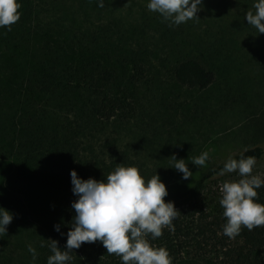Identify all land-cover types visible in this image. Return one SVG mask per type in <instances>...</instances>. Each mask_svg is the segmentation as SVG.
Returning a JSON list of instances; mask_svg holds the SVG:
<instances>
[{
    "label": "trees",
    "instance_id": "trees-1",
    "mask_svg": "<svg viewBox=\"0 0 264 264\" xmlns=\"http://www.w3.org/2000/svg\"><path fill=\"white\" fill-rule=\"evenodd\" d=\"M230 1L239 14L236 19L228 11L222 15L242 27L237 18L251 0ZM18 3L19 20L10 30L0 27V207L13 214L7 231L0 233V264H32L29 243L37 251L35 264H46L48 239L63 250L75 214L71 170L82 179L102 180L122 163L136 166L145 181L149 178L142 140L122 142L108 128L141 127L154 108L145 85L153 71L168 68L179 85L200 92L215 83L218 72L197 56L183 54L171 64L155 54L147 61L128 51L122 35L106 28L103 13L114 0H104L103 8L97 0ZM162 27L163 39L170 28L168 22ZM242 153L263 160L264 141L232 157ZM224 162L174 191L168 200L180 213L174 231L164 228L155 240L148 237L152 245L168 250L172 264L187 258L204 264H264V226L242 227L234 239L223 235L226 218L218 181L232 174L218 175ZM257 193L264 204V187ZM69 255L68 264H121L99 241L83 243Z\"/></svg>",
    "mask_w": 264,
    "mask_h": 264
},
{
    "label": "rangeland",
    "instance_id": "rangeland-1",
    "mask_svg": "<svg viewBox=\"0 0 264 264\" xmlns=\"http://www.w3.org/2000/svg\"><path fill=\"white\" fill-rule=\"evenodd\" d=\"M230 2L203 0L198 18L169 27L170 33L163 39L160 35L166 22L147 9L148 0H114L112 9L103 13L106 28L121 34L128 51L140 59L149 61L155 54L173 64L177 57L187 54L209 62L218 72L215 83L200 92L179 85L168 68L155 69L145 84L154 108L141 127L128 123L108 128V133L122 142L142 140L140 152L148 158V176L158 173L165 183V201L182 184L193 185L206 168L249 144L264 141V34L247 24L245 14L237 18L242 27L226 20L222 11L235 14L234 18L239 14L235 5H228ZM254 2L250 1L248 10L254 11ZM206 150L211 157L206 166L193 165L191 158ZM172 155L184 159L192 172L187 182L170 168ZM253 174L264 177V159L257 161ZM236 179V173L227 174L218 185ZM178 264L204 263L187 258Z\"/></svg>",
    "mask_w": 264,
    "mask_h": 264
},
{
    "label": "clouds",
    "instance_id": "clouds-1",
    "mask_svg": "<svg viewBox=\"0 0 264 264\" xmlns=\"http://www.w3.org/2000/svg\"><path fill=\"white\" fill-rule=\"evenodd\" d=\"M202 4L203 0H148L147 9L158 13L162 22L172 27L198 18ZM97 6L103 8L104 0H97ZM19 7L18 0H0V27L10 30L19 20ZM252 9L245 13L244 19L259 34H264V0H255ZM210 158V151H202L191 158V163L204 167ZM170 159L173 162L170 168L181 173L183 180L192 176L184 159L176 155ZM256 164L255 156L243 153L239 158L229 156L218 173L224 176L235 172L239 177L225 180L220 187L219 204L226 218L222 231L230 239L238 236L242 227L252 231L264 226V204L257 201V189L264 187V177L253 174ZM70 177L72 193L77 197L71 203L75 214L63 250L56 240L48 239L51 255L46 264H68L73 249L97 241L108 255L119 256L121 264H172L168 250L152 245L148 239L160 237L164 228L174 231L173 221L180 214L173 201H165L168 191L158 173L145 181L136 166L119 163L102 180L82 179L75 170H71ZM12 220L13 214L0 207V233L7 231ZM60 227L56 224L54 230L60 232ZM44 246L42 241L40 247ZM26 247L35 264L36 248L31 243Z\"/></svg>",
    "mask_w": 264,
    "mask_h": 264
}]
</instances>
